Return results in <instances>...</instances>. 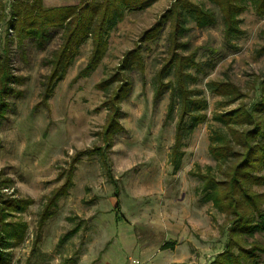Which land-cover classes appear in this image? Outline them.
Listing matches in <instances>:
<instances>
[{
    "label": "rangeland",
    "instance_id": "1",
    "mask_svg": "<svg viewBox=\"0 0 264 264\" xmlns=\"http://www.w3.org/2000/svg\"><path fill=\"white\" fill-rule=\"evenodd\" d=\"M11 2L0 0L7 14ZM43 2L45 7L80 5V0ZM173 2L156 0L144 8L119 4L122 16L106 26L105 49L95 65L93 38L87 36L46 99L49 60L62 44V31L49 29V40L39 47L31 37L19 43L16 31L8 29L9 16L0 21V54L8 50L11 74L21 79L12 84L15 92L0 120V181L7 180L6 198L25 203L4 221L26 225L22 241L7 239V264H207L223 249L227 218L202 192L201 176L209 168L216 171L208 150L211 118L258 96L264 16L242 13L241 33L231 44L225 42L218 12L216 24L189 23L180 36L185 46L177 52L193 53L200 65L199 72L189 70L195 77L189 84L204 91L209 121L185 138L175 171L170 157L178 108L169 117L170 91L154 98L157 73L169 57V21L161 20ZM131 51L141 57L142 70L136 62L121 70ZM115 75L124 76L129 86L116 103L118 127L106 135L116 109L112 100L124 81L103 83ZM213 81L231 82L246 96L230 102L212 95L208 84ZM256 174L264 176V168ZM253 190L264 194V184ZM254 238L264 245V233ZM167 242L174 243L172 254L161 250Z\"/></svg>",
    "mask_w": 264,
    "mask_h": 264
},
{
    "label": "trees",
    "instance_id": "2",
    "mask_svg": "<svg viewBox=\"0 0 264 264\" xmlns=\"http://www.w3.org/2000/svg\"><path fill=\"white\" fill-rule=\"evenodd\" d=\"M155 1L80 0L78 6L45 7L43 0H16L9 4L8 14L5 13L6 6L0 5V21H6L9 16L8 29L16 31L19 43L24 38L31 37L37 40L39 47L49 40V29L62 31V44L49 60L51 74L45 88L46 99L52 93V84L71 64L73 50L87 36L93 38L94 61L91 66L95 65V60L105 49L103 39L106 26L116 17L122 16L119 4L144 8ZM205 2L213 8H207ZM248 10H252L258 17L264 16V0H174L162 17L161 21H169V57L157 73L158 86L154 98L157 101L165 91H170L169 117L178 108L170 157L175 171L182 164L185 138L199 124L209 121L206 113L208 102L203 96L204 91L192 89L189 84V80L193 81L195 78L189 70L199 72L200 65L195 61L193 53L183 56L177 52L185 46L180 43V36L188 30L189 23L199 27L216 24L218 12L225 42L231 44L241 33L239 16ZM158 26L148 31L147 37L153 35ZM136 56L134 51L127 53L121 70L133 67L134 62L142 70L141 57ZM118 80L124 81V84H121L112 100L113 108L116 109L106 135L118 127L119 105L116 103L122 99L129 84L122 75H115L103 83L104 86H109ZM20 82L19 77L11 74L8 50L4 49L3 55L0 54V120L7 113L9 96L15 92L12 84ZM208 88L212 95L228 97L230 102L246 96L231 82L213 81L208 84ZM254 89L258 96L252 103L242 104L231 111L215 113L211 118L215 125L210 131L208 150L216 162V171L209 168V173L201 176L205 179L202 192L205 199L226 216L227 227L223 249L207 264H261V255H264V245L254 238L256 233H264V194L253 190L254 185L264 184V176L256 174L264 168V79H259ZM108 175L111 179V174ZM6 182L7 180L0 181V264L8 263V256L4 253L7 239L15 238L20 242L26 232L24 223L18 225L4 221L15 210L22 211L25 208V203L16 205L14 198L5 197L2 190L7 188L4 186ZM62 194L63 192L58 193L55 198ZM173 247V242H167L162 249ZM65 262L70 261H64L63 264Z\"/></svg>",
    "mask_w": 264,
    "mask_h": 264
},
{
    "label": "crops",
    "instance_id": "3",
    "mask_svg": "<svg viewBox=\"0 0 264 264\" xmlns=\"http://www.w3.org/2000/svg\"><path fill=\"white\" fill-rule=\"evenodd\" d=\"M174 248V247H173ZM173 248H170V249H172L170 252H171V254H172V252H173ZM161 250H163L164 251V249H161ZM171 260H173V258L171 259ZM139 264H145L144 262H140ZM156 264V263H155Z\"/></svg>",
    "mask_w": 264,
    "mask_h": 264
},
{
    "label": "built area",
    "instance_id": "4",
    "mask_svg": "<svg viewBox=\"0 0 264 264\" xmlns=\"http://www.w3.org/2000/svg\"><path fill=\"white\" fill-rule=\"evenodd\" d=\"M11 1H16V0H11Z\"/></svg>",
    "mask_w": 264,
    "mask_h": 264
}]
</instances>
